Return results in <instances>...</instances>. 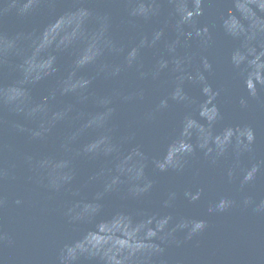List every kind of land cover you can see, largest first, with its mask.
<instances>
[{
	"label": "water",
	"instance_id": "1",
	"mask_svg": "<svg viewBox=\"0 0 264 264\" xmlns=\"http://www.w3.org/2000/svg\"><path fill=\"white\" fill-rule=\"evenodd\" d=\"M0 264H264V0H0Z\"/></svg>",
	"mask_w": 264,
	"mask_h": 264
}]
</instances>
